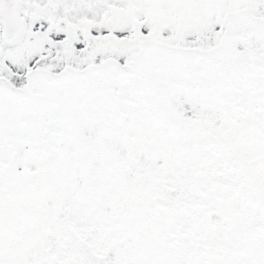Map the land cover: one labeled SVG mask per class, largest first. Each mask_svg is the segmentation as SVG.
<instances>
[{"label": "snow or ice", "instance_id": "obj_1", "mask_svg": "<svg viewBox=\"0 0 264 264\" xmlns=\"http://www.w3.org/2000/svg\"><path fill=\"white\" fill-rule=\"evenodd\" d=\"M0 264H264V0H0Z\"/></svg>", "mask_w": 264, "mask_h": 264}]
</instances>
